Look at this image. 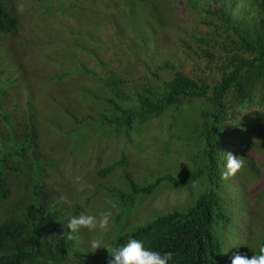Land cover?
Wrapping results in <instances>:
<instances>
[{"label":"trees","instance_id":"obj_1","mask_svg":"<svg viewBox=\"0 0 264 264\" xmlns=\"http://www.w3.org/2000/svg\"><path fill=\"white\" fill-rule=\"evenodd\" d=\"M179 3L184 7L185 24L201 31L193 33L173 28L177 31L173 40L186 56L190 54L193 58L190 70L168 60L158 62L153 55L161 40L157 33L167 27V23L148 24L147 50L150 53L147 63H139L134 53H137L136 46L145 47L143 43L137 45L142 29L132 26L131 17L125 14L122 15L127 22L123 25L120 13L122 31L116 34L117 29L108 24L112 31L102 34L107 40L102 41L103 54L106 56L107 51L113 50V59H103L105 71L100 66L97 70L86 68L100 86L108 88V96L101 99V106L82 116L89 126L93 123L90 129L96 134L102 129L103 133H114L120 139L121 134H129L134 125L146 120L147 124L154 123L166 115L170 120L168 129L175 127L181 132L174 131L158 142L160 135L153 129L147 137L149 150L162 161L168 148L177 155L191 149L186 153V161L194 168L184 177L162 173L145 185L132 174H125L130 193H122L124 202L132 207L138 195L147 194L163 179L169 185L188 189L190 183L195 182L201 191L196 202L176 208L168 215L158 214L146 224L138 225L135 231L119 235L112 242L113 254L107 264H133L150 246L157 250L155 258L147 264H168L171 260L173 264H204L203 241L207 238L215 242L214 211L223 209L224 202L244 206L252 198L264 201V189L261 190L264 163L260 159L264 156V138H251L255 127L264 124V0H181ZM6 4L5 0H0V35L17 22ZM172 11L173 8H167L157 12L172 15ZM139 65L142 67L136 70ZM0 97H6L2 89ZM66 114L76 117L69 109ZM34 120L31 114L26 123L27 131L23 126L16 129L20 132L18 138L36 142ZM233 129H238L239 150L233 146L228 150L225 146L226 136ZM7 139L1 134L0 212H5V216L0 219V264H61L60 256L69 255L73 244L67 226L60 222L55 224L51 218L42 219L39 225L22 221L28 206L22 213L15 214V210L26 203H15V197L21 190H30L33 184L32 178L25 175L39 172L46 160L30 166L17 163L11 159ZM133 144L131 140L130 145ZM237 150L241 166L228 165V159L235 158ZM124 163L123 154L122 161L104 168L102 176L117 172L116 168ZM149 165L153 167L152 163ZM238 175L245 176V180L240 181ZM45 224L49 226L44 229ZM260 234L264 242V220ZM133 239L143 242L121 252V246Z\"/></svg>","mask_w":264,"mask_h":264},{"label":"rangeland","instance_id":"obj_2","mask_svg":"<svg viewBox=\"0 0 264 264\" xmlns=\"http://www.w3.org/2000/svg\"><path fill=\"white\" fill-rule=\"evenodd\" d=\"M141 1L41 0L40 4L34 6L32 29L29 31V36L32 41L35 40L39 52L33 53L30 50L17 52L10 46L0 47V68L6 67V71L0 74V89L6 93L4 99L0 97V116L10 115V120H3L2 124L8 132L6 143L7 149L12 151L11 156L16 158L18 153H22L21 147L28 144L26 149H31L34 164L46 160L43 168L40 169L44 170L51 163L52 157L48 155L51 145L59 153L67 152L66 159L73 163V169L83 171L85 164L79 159L81 156H86L85 170L90 171L96 164L102 163L101 153L103 150L114 144L118 148H114V150L119 151L121 158H123V154L126 156V163L118 167L124 169L123 179L119 180L118 186H111L127 194L130 193V189L124 180L125 174H132L138 182L146 184L155 178L156 175L153 177V174L165 169V166L154 168L148 164L146 145L147 134L153 129L160 135L158 142L161 137L167 138L174 131L181 132L175 127L168 129L167 124L170 120L166 115L160 122L158 121L159 125L157 126L147 125V120L134 125L129 134L122 133L123 138L120 139L114 133H103L102 129H99L100 133L96 134L94 130L90 129L93 123L89 126L86 123L87 119L78 116V113L86 114L93 108L100 107L101 99L108 96L106 94L108 88L100 86L94 76L86 71V68L97 70V66H100L102 71H105L107 67L103 59H113V50L107 51L106 56L103 54L102 41L107 42V40L102 34L108 35L112 31L111 27L108 28V24H112L117 29L116 34L122 31L118 20L119 13L123 25H126L127 22L122 15L125 14L131 17L132 26L137 25L142 29L138 35L137 45L145 44V50L143 54H138L135 58L139 63L145 64L148 59V24L167 23L168 26L157 33L161 40L156 44L153 55L158 62L168 60L177 66L183 65L187 70L191 69L193 58L190 57V54L189 57L186 56L181 46L173 40V34L177 33L173 28L180 27L193 33H201V31H195V27L186 25L185 20L178 16V14L184 13L183 4L177 5L181 0ZM9 5L15 6L13 2ZM175 5L177 6L174 7L175 15L173 16L157 12L170 9ZM43 22H46L49 27L37 31L36 29ZM119 37L121 38V36ZM120 41L118 40V42ZM27 44L30 46L31 42L29 41ZM139 67L142 66L139 65L135 69L137 70ZM133 72L135 71L133 70ZM83 73L89 76L88 79ZM68 109L71 114L76 116L75 118L66 114ZM21 111L24 113L26 123L29 116L34 115L39 132L38 148L43 147L44 156L40 154L39 149L30 139L26 140L23 137V141L22 137H17V133L20 132L15 129L14 118L21 117ZM41 121L48 123L47 134L51 140L46 145L40 131L39 123ZM103 134H105L104 137ZM253 138L263 139L264 128L257 126ZM131 140H134L133 145H130ZM57 141H59L60 147L56 146ZM171 143L175 145L172 140ZM110 148L112 147L110 146ZM189 150L183 154L184 157L187 158L186 153ZM166 154L174 158L178 157L177 153L170 148L167 149ZM263 157H260L261 161H263ZM110 161H112L111 158ZM175 161V169L172 171L181 175L179 171L183 165L179 159ZM166 168L170 170L168 164ZM60 189L65 195L78 201L73 186L64 188L60 185ZM188 190L185 187L164 183L148 194L140 195L135 207L143 199L145 201L143 210H146L147 214L143 210L134 208L127 210L123 205L119 206L112 217H109L106 214L108 211L114 210L112 204H99L95 207V213H85L83 220L76 223L75 240L71 250L83 249L86 252L87 259L84 264H103L110 251V242L118 235L137 227L127 228L128 220H123L127 215H130L133 220L139 221L140 225L146 224L147 221L154 218L153 211L156 209L168 211L174 207H182V198L187 196L185 193ZM147 197H150L149 201H147ZM111 199L113 201L115 198L111 197ZM79 206L81 205L77 204V207Z\"/></svg>","mask_w":264,"mask_h":264},{"label":"clouds","instance_id":"obj_3","mask_svg":"<svg viewBox=\"0 0 264 264\" xmlns=\"http://www.w3.org/2000/svg\"><path fill=\"white\" fill-rule=\"evenodd\" d=\"M5 1L7 2V9L15 17L17 22L16 25L9 29L8 32L2 33L0 35V47L10 46L17 52H24L25 50H30L33 53L39 52V48L35 44V40L32 41L31 36H29V31L30 29H32V14L34 11V6L36 4H40L41 0ZM12 2L15 4V6L9 5V3ZM178 4L179 2L177 3V5ZM177 5L172 6L174 11H172V15H175L174 7H176ZM178 15L183 18L184 13ZM47 27H49L47 23L43 22L38 26L36 30H44ZM29 41L31 42L30 46H28L27 44V42ZM136 50L137 53H134L135 58L138 54L144 53L145 47L143 48L136 46ZM149 53L150 52L147 50V54ZM5 71L6 67L2 66L0 68V72L3 74ZM20 115L21 117L14 118L15 129L23 126V130L27 131L24 113L21 111ZM83 115L85 114L78 113V116ZM163 117L159 119V122ZM6 119L10 120V115L5 114L3 116H0V133L5 134V136H7L8 138V132L2 124V121H5ZM34 122L36 126V133L33 136H37L36 142L34 144L35 147L38 148L37 139L39 137V132L36 119L34 120ZM159 122L154 121V123L152 122L150 124L157 126ZM39 126L41 134L44 136V143L46 145L51 140L50 136L47 134L48 123L41 121L39 123ZM63 127L65 126L63 125ZM258 127L264 128V124H259ZM256 128L257 127H255L254 132ZM237 130L238 129H233L226 136L228 141L226 142L225 146H228L226 147L228 150L231 149L229 148V146H233L234 148L237 147L239 150L240 138ZM254 132L251 133V138H253ZM149 134L152 133H148L147 137ZM113 145L114 144L110 145L112 148H110V146H107L105 148V151L103 150V152L101 153V156H103L102 163L96 164V166L90 171L85 170V167L87 165L86 156H81V158L79 159L80 162H84L85 164L83 166L84 170L80 171L79 169H73V163H70L66 159L65 155L67 152L59 153L57 149L52 148L50 145V152L48 153V155L54 156L52 157V159H50V165H48L46 169L44 168V170H40L39 172L33 171L32 176L25 175L27 178H32L31 180L33 184L30 186V190L25 189L21 190V192H18L17 196L14 199L15 203L16 201L18 203L26 201V203L20 205L15 210V214L22 213L23 209L28 206L29 210H27L26 214L22 215V221L28 222V224L33 223L39 225V222L42 219L49 218L53 219L55 224H57L58 222L65 224L70 232L69 236L73 238L74 244L76 223H80V221L83 220V216L85 213H95V207L99 204H112L114 210H110L106 214L109 217H112L113 213L118 210L119 206L122 207L124 205L126 206L127 210H129L128 207L130 205L128 206L121 197L122 193L124 192H121L117 190V188H113L111 186H118L119 180L122 179L120 173L124 172V169L118 168L117 172L108 173L102 176L105 171L104 168L108 167L110 164L122 161L119 151H115ZM148 145L149 138H147L146 145L148 164L152 163L154 168H162L165 166V169H162L160 172L153 174V177L156 175L155 178L148 182L155 181L159 176H161L162 173H171L172 175H175L177 177H184L186 175H189L191 170L194 168L193 164L191 162L187 163L186 157L183 156L185 152L182 155H178L177 158L166 155V157H164L163 160L160 161V159L155 157L152 150H149L150 146ZM56 146L60 147L59 141L56 142ZM25 149L26 148L22 149V153H18L16 158L12 157L11 159L23 166H30L33 164V154L31 149H26V151ZM38 149L40 154L44 156L43 147H39ZM173 149H175V145H173ZM238 150L236 151L237 154L234 155L235 158H233L232 156L228 159V165L234 166L237 164L241 166V155L238 153ZM110 158L112 159V161H110ZM176 159H179L183 165L179 171L181 175L175 174L172 171V169H175L174 165L176 164ZM169 160L171 161L168 162ZM261 162L264 163V161ZM93 164H95V162H93ZM167 164L170 167V170L166 168ZM147 174L149 175V173ZM238 178L242 182L245 180V176L238 175ZM263 178L264 175L262 177L261 190L264 189ZM164 183L167 184L165 179L161 180L157 183L156 186L151 189V191ZM60 185H62L64 188L73 186L75 193L78 196V201H75V199H73L69 195H65L60 189ZM190 186L191 187L188 192L185 193L187 194V196L182 198L183 205L179 208H183L190 203L196 202V199L201 193L198 185L195 182H191ZM139 196L140 195L137 196L136 201L130 208L143 210V205L145 204V201L143 199L140 201V204L135 207L138 202ZM111 197H114L115 199L112 201ZM149 200L150 197H147V201ZM77 204H80L81 206L77 207ZM222 207L223 209H216L214 211L212 232L215 235V242H212L207 238H205V240L203 241L204 264H264V242L262 241V237L260 234V231L262 229V221L264 220V201H259L252 198L251 201L248 200V202H246L244 206H238L236 203L232 202H224ZM176 208L177 207H174L168 211L156 209L153 211V219H155L158 214L168 215L172 213V210ZM143 211L147 214L146 210ZM12 213H14V211ZM4 214L5 212H0V219L5 216ZM123 220H128L127 228L129 229L132 226L140 225L139 221L133 220L130 215H127ZM48 226L49 225L45 224L44 229ZM131 231H127L125 233H130ZM113 240L110 242V251L109 254L105 257L103 264H107L113 254ZM141 242H143L141 239H133L129 243L121 246V252L126 249L134 248ZM156 250L157 248L150 246L143 252L140 257L135 260L133 264H141V262L147 264L148 262H151V260L155 258ZM86 259L87 254L83 249L74 250V255L73 250H71V253L67 256H64V258L60 256L61 264H84ZM168 264H173V260L168 262Z\"/></svg>","mask_w":264,"mask_h":264}]
</instances>
